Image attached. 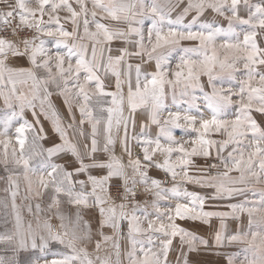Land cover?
Segmentation results:
<instances>
[{
  "label": "snow or ice",
  "instance_id": "obj_1",
  "mask_svg": "<svg viewBox=\"0 0 264 264\" xmlns=\"http://www.w3.org/2000/svg\"><path fill=\"white\" fill-rule=\"evenodd\" d=\"M0 173V264H264V0H0Z\"/></svg>",
  "mask_w": 264,
  "mask_h": 264
},
{
  "label": "rangeland",
  "instance_id": "obj_2",
  "mask_svg": "<svg viewBox=\"0 0 264 264\" xmlns=\"http://www.w3.org/2000/svg\"><path fill=\"white\" fill-rule=\"evenodd\" d=\"M253 2H259V0H253ZM0 175H2V173H0ZM2 195H3V193L0 192V196H2ZM19 202L20 201L18 200L17 203H19ZM216 223L218 224L219 222L216 221ZM229 226H230V228L232 227V224L230 221H229ZM0 230H2V229H0ZM199 234L204 235V236L208 235V233L205 229H202ZM50 247L53 250H56L59 246L53 244V245H50ZM242 247H243L242 245L226 246L225 248L220 249L219 251L221 253H239L241 256H243L244 253L241 251ZM48 258L50 259L51 256H49ZM190 259L205 261V262H207V264H226L225 258L223 256H217V255H214V254L209 253V252H201L199 254H191Z\"/></svg>",
  "mask_w": 264,
  "mask_h": 264
}]
</instances>
